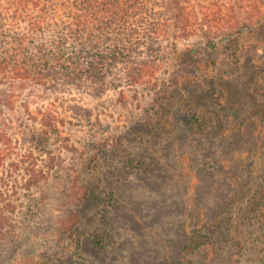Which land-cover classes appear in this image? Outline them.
<instances>
[{
	"label": "rangeland",
	"instance_id": "1",
	"mask_svg": "<svg viewBox=\"0 0 264 264\" xmlns=\"http://www.w3.org/2000/svg\"><path fill=\"white\" fill-rule=\"evenodd\" d=\"M231 1L229 29H240L208 72L182 55L199 32L165 43L179 55L160 83L58 95L62 131L32 157L49 203L27 229L17 224L26 240L0 264H264V0ZM198 68L206 80L186 76ZM32 190L21 189L24 203ZM77 211L74 234L46 247ZM43 246L56 258L40 259Z\"/></svg>",
	"mask_w": 264,
	"mask_h": 264
},
{
	"label": "trees",
	"instance_id": "2",
	"mask_svg": "<svg viewBox=\"0 0 264 264\" xmlns=\"http://www.w3.org/2000/svg\"><path fill=\"white\" fill-rule=\"evenodd\" d=\"M237 2L249 6L250 0ZM234 6L231 0H0V256L23 238L17 224L27 229L49 203L32 157L62 131L56 119L63 110L51 106L58 95L85 90L100 96L111 89L160 83L168 62L179 55L165 43L199 32L204 39L187 45L182 55L208 72L214 55L227 48L228 36L240 29H229ZM185 74L204 80L209 76L201 68ZM38 99L47 101L40 105ZM185 102L197 111L194 97L186 95ZM71 106L79 115L81 107ZM197 127L205 128L199 114ZM20 171V178L14 176ZM23 186L39 195L31 194L24 203ZM104 204L97 205L95 213H101ZM72 216L76 221L57 222L49 237L41 239L46 247L74 234L83 215L77 211ZM46 247L37 256L49 262L56 254Z\"/></svg>",
	"mask_w": 264,
	"mask_h": 264
}]
</instances>
